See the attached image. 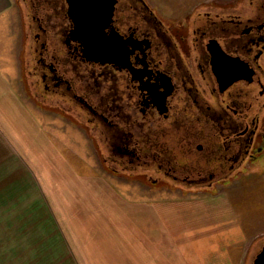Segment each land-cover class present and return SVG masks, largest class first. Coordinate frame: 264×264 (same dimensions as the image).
<instances>
[{"label": "flooded vegetation", "instance_id": "af4514ba", "mask_svg": "<svg viewBox=\"0 0 264 264\" xmlns=\"http://www.w3.org/2000/svg\"><path fill=\"white\" fill-rule=\"evenodd\" d=\"M17 1L36 91L87 124L114 172L210 189L264 165V0L172 15L148 0L111 15L92 11L101 0Z\"/></svg>", "mask_w": 264, "mask_h": 264}, {"label": "rangeland", "instance_id": "374dc122", "mask_svg": "<svg viewBox=\"0 0 264 264\" xmlns=\"http://www.w3.org/2000/svg\"><path fill=\"white\" fill-rule=\"evenodd\" d=\"M12 1L0 26V264H254L264 165L210 189L114 172L87 124L36 91L29 8ZM209 1L151 5L172 15Z\"/></svg>", "mask_w": 264, "mask_h": 264}, {"label": "water", "instance_id": "95a60500", "mask_svg": "<svg viewBox=\"0 0 264 264\" xmlns=\"http://www.w3.org/2000/svg\"><path fill=\"white\" fill-rule=\"evenodd\" d=\"M74 6V2L72 3ZM93 4V3H92ZM114 4H115V0H109V2H104L103 0H101V2L97 1L96 2V8H92V11H95L98 13H101L103 14L104 10L107 9V12L109 11V14L111 15L112 14V10L114 8ZM76 7V6H75ZM106 7V8H105ZM101 29L103 30L105 28V24H101ZM87 45V49L86 51L89 53V52H94L93 50V47L90 46V45H93V44H89V43H86ZM98 52H103V53H106L107 50L105 49H101V50H98ZM254 264H264V248L260 251V253L257 255L256 259L254 260Z\"/></svg>", "mask_w": 264, "mask_h": 264}, {"label": "crops", "instance_id": "0c3cea01", "mask_svg": "<svg viewBox=\"0 0 264 264\" xmlns=\"http://www.w3.org/2000/svg\"><path fill=\"white\" fill-rule=\"evenodd\" d=\"M155 1V0H154ZM160 0H158L159 2ZM148 2L153 4V0H148ZM189 4V3H187ZM14 3L12 0H0V26H4V23L9 19L11 13L13 12ZM61 152V150H60Z\"/></svg>", "mask_w": 264, "mask_h": 264}]
</instances>
